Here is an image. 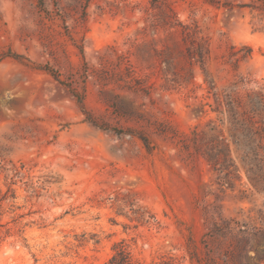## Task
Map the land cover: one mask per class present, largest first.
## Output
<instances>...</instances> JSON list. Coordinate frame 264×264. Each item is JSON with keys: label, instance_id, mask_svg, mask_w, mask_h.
I'll list each match as a JSON object with an SVG mask.
<instances>
[{"label": "rangeland", "instance_id": "obj_1", "mask_svg": "<svg viewBox=\"0 0 264 264\" xmlns=\"http://www.w3.org/2000/svg\"><path fill=\"white\" fill-rule=\"evenodd\" d=\"M0 211V264H264V0H0Z\"/></svg>", "mask_w": 264, "mask_h": 264}, {"label": "trees", "instance_id": "obj_2", "mask_svg": "<svg viewBox=\"0 0 264 264\" xmlns=\"http://www.w3.org/2000/svg\"><path fill=\"white\" fill-rule=\"evenodd\" d=\"M58 79L57 76H55ZM82 104L83 100L79 98ZM145 146L149 148L148 141L141 138ZM0 211V228L1 223ZM256 234L250 235L245 230H236L233 221L214 222L211 232L207 233L201 240L192 235L187 240V254L191 264H261L250 257L252 243ZM103 264H144L136 260L127 245L119 242L113 247V255ZM153 264H180L174 256H168L160 262Z\"/></svg>", "mask_w": 264, "mask_h": 264}]
</instances>
